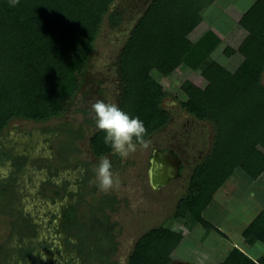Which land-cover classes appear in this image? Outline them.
I'll return each instance as SVG.
<instances>
[{
    "label": "trees",
    "instance_id": "16d2710c",
    "mask_svg": "<svg viewBox=\"0 0 264 264\" xmlns=\"http://www.w3.org/2000/svg\"><path fill=\"white\" fill-rule=\"evenodd\" d=\"M32 1L36 0H20L18 6L11 7L9 0H0V134L14 119L46 122L68 115L71 104L85 83L95 41L104 21L109 20L112 28L123 21L121 12L111 8L116 0ZM171 2L151 1L147 11L131 29L119 60L122 82L119 107L124 110L128 106L130 116L139 117L144 122L147 129L145 141L170 122L171 112L164 106L165 99L168 96L178 97L145 81L144 76L155 65L167 62L172 53L183 60L190 56L192 60L200 57L201 52L190 54L195 51L193 48H197L181 31V19L195 16L204 4L187 13L176 8V13L172 11L174 8H169ZM179 2L176 0L174 4L181 8ZM46 6L49 10L45 9ZM161 7L163 11L158 13L162 14L161 18L154 17ZM169 16L174 17V20L169 19L173 24L168 22ZM177 16L180 19L177 20ZM162 17L166 29L162 26ZM169 27L172 29L169 30ZM142 40L145 44L141 43ZM137 45L152 56L146 54L144 58L143 54L137 62L140 66H136L135 74H130L127 60L131 59L130 52ZM138 57L136 55L137 60ZM11 78H15L16 82ZM253 81L260 84L258 77H254ZM217 84L235 97V104L250 115L257 111L264 97L263 87H243L231 78L230 73H226ZM182 88L189 96L187 100H181L182 107L199 120L213 122L215 133L221 130L223 134L214 140L209 153L196 165L190 186L179 199V203L190 211L202 213L235 168L241 166L253 177L261 174L264 171V154L231 132L211 113H221L226 109L214 97L190 80L184 82ZM241 90L244 92L239 94ZM87 121L95 124L93 120ZM71 125H62L66 147L61 154L76 152V141L85 136L83 126L79 125L77 131L73 132ZM226 132L229 136L225 138ZM104 136L105 133L100 130L91 136L90 142L97 157L113 152L110 145L104 143ZM224 140L228 143L227 148H224ZM225 149L226 152L221 151ZM164 226L162 224L160 228ZM170 263L169 258L140 246L135 247L130 259V264ZM221 264L257 263L240 250H234Z\"/></svg>",
    "mask_w": 264,
    "mask_h": 264
},
{
    "label": "rangeland",
    "instance_id": "374dc122",
    "mask_svg": "<svg viewBox=\"0 0 264 264\" xmlns=\"http://www.w3.org/2000/svg\"><path fill=\"white\" fill-rule=\"evenodd\" d=\"M145 1L146 0H116L115 3H113L111 8L121 12L123 21L119 26L113 28L109 24V20L106 19L104 21L101 32L95 41V50L91 56L89 67L86 72L85 83L71 104L68 115L46 122L30 121L21 118L9 122L7 128L10 129L14 124H18L19 127L17 130L22 138L34 141V144L40 143L41 148L38 150V153L42 156L38 157V160L35 159V164H37L36 167L26 169L20 173L22 178L21 184L16 185L18 191L16 203L10 198L8 199L3 193L0 194V209L9 207V211L7 212L5 210H0V243L4 244L5 248L2 250L4 253L7 252L12 245L15 246L19 243L21 235H29L35 242H37V239L39 240L36 231L41 232V236L43 237L46 228L44 225L45 218L50 214L49 211L55 208L53 207L55 206L54 198L57 197L55 191L57 189H62L64 194L69 188L68 186L61 188L53 184H63L65 182L63 176H67L69 179L71 178L69 181L71 188L77 190L74 180L77 179V171L78 168L80 169V166L83 167V169L85 168L83 181L86 185L82 190L77 192L78 195L82 196L78 201L77 214L82 223L88 227L89 224H91L92 216H101L102 210L100 209V201L104 195L109 197L111 195H116L120 199H123L124 202L125 198H127L128 202L127 205L125 204L124 209L126 210V208H128L130 212L136 211L138 208L146 209L153 204V196H157L156 194L158 192L155 193L150 186L149 161L155 146L158 145L163 148L166 145H179L176 139L187 142L188 137H185V135H187V132H190L192 136L189 137V141L191 140L196 145L209 146L211 149L214 140L218 139L220 135H223L221 134V130V132L218 131L215 133L216 128L213 122L209 120H195V122L192 121L191 125L186 122L190 117L186 113V110L183 109L180 101L187 100L189 96L182 88V85L187 80H190L194 85L198 86V81H193L191 78L185 77L187 72L184 69V65L182 66L180 63L181 58L172 53V57L168 60L169 62L155 65V69L158 70V73L154 77L149 75L151 69L144 76V80L178 97L174 98L168 96L164 101V106L173 112L176 121L166 126L163 131H159L147 139L146 147H138L137 150L126 159H121L115 154L113 156L111 153L102 157H97L94 154L90 139L98 129L96 126L93 127V125H95L93 122L87 121H95V113L92 111L91 105L97 100H103L105 103H115L119 106L120 94L122 92V82L119 73L120 55L131 33V29L140 19L141 15H143V9L146 7ZM36 2L37 0L32 1V3ZM175 2L176 0H172V4L169 8H174L172 11L177 13L176 8L178 10H181V8H178V6L174 4ZM205 2L206 0H182V3L185 4L182 8L185 13L188 11L191 12L198 5H202ZM191 4L192 6H190ZM45 9L49 10V7L46 6ZM159 11H161V9L157 11L154 17L161 18L162 14H158ZM170 14H172V12ZM173 18L174 17L169 16L168 22L172 23L169 19L174 20ZM178 19H180V16H177V20ZM190 21V18L181 19L182 32ZM162 23V26H165L166 29L167 25H165L163 17ZM177 25L179 24L177 23ZM168 29L170 30L172 28L169 27ZM144 42L145 41L142 40L141 43L143 44ZM142 50L141 46L137 45V47L130 52L131 59L129 58V61L127 60V69L130 71V74H135L136 66H140L137 62L142 58L143 54L144 58H146V54L152 56L150 52ZM151 50L152 48H150L149 51ZM199 50L200 49L197 48L196 52ZM136 55L140 56L138 60ZM135 61L136 63H134ZM11 73L14 72L12 71ZM14 79L15 78H11V81ZM226 79L227 78H225V80ZM14 81L16 82V80ZM18 92H20V90ZM5 97H7V95ZM123 111L130 115L131 109L127 106ZM263 119L264 117H260L258 122H264ZM62 125H66V127L71 125V130L73 132H75V130L77 131L79 125L85 128V136L81 138V140H77V151L70 155H68V153H63L64 156L63 154H59L61 148L66 144V137L62 135ZM190 126L194 127L191 128ZM33 133L35 135L31 136ZM172 135H176V138H172ZM224 136L226 138L229 134L226 132ZM225 141L226 140L223 141L225 144L224 148H227L228 143ZM221 151L226 152V149L225 151ZM34 152L35 150L33 149V153ZM101 158H108L112 162V170L119 175L121 181L119 187L113 188L107 192L100 191L97 185L92 183L95 179L93 167L98 166ZM48 161L51 164L54 163L57 168L56 171L53 172V176L49 175L51 172L45 169H39L40 166L45 165ZM12 169L13 166L10 162L0 163V177L3 174L14 171ZM30 171L33 172V175L29 174ZM60 172L61 174L57 175ZM50 181L54 183L52 184ZM186 189L187 185L180 189L181 193L178 194L177 197ZM29 190L32 193H30ZM42 191H44V195L40 198ZM58 198L60 199L61 197ZM11 202L14 203V205H12ZM174 212V217L168 218L164 224L166 226L159 228L156 232L152 231L149 233L138 246L152 252L164 251V249H162L163 244L157 243L155 240L159 237L157 234H161L160 236H162V230L173 228V225L170 224L172 222L174 223V220H180L181 215L184 216L187 214L186 209L182 206ZM163 216H165V214H162V217ZM8 221H10V224ZM18 221L21 223L17 226L16 224ZM22 224L26 226L24 225L22 228ZM16 226L17 232L14 231ZM33 230H35V232H33ZM136 245V237L132 239L128 237L124 238L117 252L118 259L121 258L130 264L129 260L131 259L135 247H137ZM184 263L186 264L187 262H175V264Z\"/></svg>",
    "mask_w": 264,
    "mask_h": 264
},
{
    "label": "crops",
    "instance_id": "0c3cea01",
    "mask_svg": "<svg viewBox=\"0 0 264 264\" xmlns=\"http://www.w3.org/2000/svg\"><path fill=\"white\" fill-rule=\"evenodd\" d=\"M151 1H145L143 15ZM180 1L179 4L183 5ZM203 4L183 31L192 46L201 51L198 58L181 59L180 63L187 72L184 75L198 81L203 92L225 106L221 113L210 110L220 123L264 154V122H258L264 117V97L257 111L250 115L235 104V97L217 84L226 73H230L231 78L243 87L264 88V0H206ZM159 9L163 11V7ZM192 50L195 51L190 54L196 55L197 49ZM254 77H258L261 85L253 81ZM243 92L241 90L239 94ZM186 113L193 122L206 121ZM186 136L188 142L192 135L187 132ZM190 142L195 149L193 155L199 150L205 151L204 157L209 153V146ZM193 155L187 156L192 162L183 166L187 189L180 197L187 192L192 173L204 158L195 164ZM180 206L187 214L174 220L170 224L173 228L162 230V236L157 234L159 237L155 239L163 244L165 251L156 252L169 258L170 264L177 261L221 264L234 250H240L257 264H264V171L253 177L243 167L235 168L202 213L192 212L180 203L176 210Z\"/></svg>",
    "mask_w": 264,
    "mask_h": 264
},
{
    "label": "flooded vegetation",
    "instance_id": "af4514ba",
    "mask_svg": "<svg viewBox=\"0 0 264 264\" xmlns=\"http://www.w3.org/2000/svg\"><path fill=\"white\" fill-rule=\"evenodd\" d=\"M175 121L176 118L172 115L169 124ZM186 122L191 125L192 120L188 118ZM18 127V124H14L12 128H6L0 134V163L10 162L13 166L12 170H14H11V173L1 175L0 194L3 193L15 203L18 197L16 185L21 184L22 177L20 173L26 169L36 167L35 159L42 156L38 153L41 148L40 143L34 144V141L22 138L17 130ZM190 127L193 128V126ZM33 135L35 134H31V136ZM172 138H176V135H172ZM176 140L179 145H166L163 148L157 145L153 149L152 157L157 149H172L179 155L183 165L181 166V175L179 177L170 179L163 186L155 187L151 180L152 157L150 158V186L155 193L158 192L157 196H153V204L151 206L146 209L138 208V210L130 212L128 208L124 209L125 204L127 205L128 202L127 198H125L124 202L123 199L116 195H111L110 197L104 195L100 201L101 216H92L91 224L86 227L77 214L78 201L82 197L77 192L86 185L83 181L85 168L83 169L80 166L77 171V179L74 180L77 190L71 188L69 184L71 178L69 179L67 176H63V180H65L63 184L54 182L53 184L50 181L54 186H60L61 188L68 186L69 188L64 194L62 189L55 191L57 194V197L54 198L55 206L53 207L55 208L50 210V214L45 218L44 225L46 228L43 237L41 232L36 231L39 240L37 239V242H35L29 235H21L19 243L15 246L12 245L5 253L2 251L5 248L4 244L0 243V264H128V262L117 257L122 240L126 237L129 239L136 237V246H138L149 233L158 230L162 224L164 226L167 219L174 216V211L178 207L180 196L177 197V195L181 193L180 189L185 187L187 183V180H184L183 177V166L187 162H192L191 157L188 158L187 156L193 155V150L195 151V149H192L193 145L190 141ZM77 142L74 146L76 149H78ZM65 147L61 148L59 154L65 152ZM33 149L35 150L34 153ZM111 154L114 156V152ZM204 154V150H199L198 154H196L197 156L193 155L194 163L199 162L204 157ZM39 169H45L51 172L49 175L53 176V172L57 168L54 163L51 164L48 161L45 165L40 166ZM29 174L33 175V172L30 171ZM59 174L61 172L57 175ZM30 193L32 192L30 191ZM42 195H44V191H42L40 198L43 197ZM58 197L61 198L59 199ZM11 204L14 205L12 202ZM0 210L7 212L9 207H4ZM162 214H165V216L162 217ZM8 223L10 224V221ZM20 223L18 221L16 225L18 226ZM24 225L22 224V228ZM17 226L14 229L16 232Z\"/></svg>",
    "mask_w": 264,
    "mask_h": 264
},
{
    "label": "clouds",
    "instance_id": "9594fccd",
    "mask_svg": "<svg viewBox=\"0 0 264 264\" xmlns=\"http://www.w3.org/2000/svg\"><path fill=\"white\" fill-rule=\"evenodd\" d=\"M11 7L19 5L20 0H9ZM158 70L153 68L149 75L155 76ZM95 113V124L98 130L105 133L104 143L110 145L114 154L121 159L128 158L138 147H146L144 139L147 129L139 117H132L115 103H105L97 100L91 105ZM112 162L108 158H101L98 166L93 167L96 184L102 192L119 187L120 177L113 170Z\"/></svg>",
    "mask_w": 264,
    "mask_h": 264
},
{
    "label": "water",
    "instance_id": "95a60500",
    "mask_svg": "<svg viewBox=\"0 0 264 264\" xmlns=\"http://www.w3.org/2000/svg\"><path fill=\"white\" fill-rule=\"evenodd\" d=\"M181 164V158L172 149L155 150L150 168L152 184L160 187L167 184L170 179L179 177Z\"/></svg>",
    "mask_w": 264,
    "mask_h": 264
}]
</instances>
